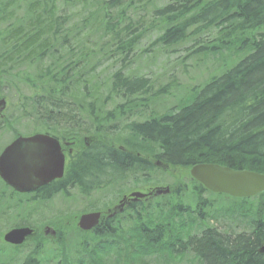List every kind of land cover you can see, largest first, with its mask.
Masks as SVG:
<instances>
[{
    "label": "trees",
    "instance_id": "trees-1",
    "mask_svg": "<svg viewBox=\"0 0 264 264\" xmlns=\"http://www.w3.org/2000/svg\"><path fill=\"white\" fill-rule=\"evenodd\" d=\"M153 32L148 52L171 57L183 49L176 57L181 74L201 68L207 73L202 84L183 87L174 75L161 84L131 71ZM180 89L178 105L151 109L165 107L162 101ZM0 94L14 108L11 117L0 116V128L25 121L19 128L32 129H18L12 138L37 130L75 151L65 176L40 189L49 195H17L0 180V240L14 227L35 229L21 246L1 242L0 264H85L102 248L119 249L121 262L120 250L129 245L141 264L171 242L161 264L187 255L193 264H264V193L212 194L190 176L187 183H169L164 202L80 233L73 249L57 222V246L46 252L51 241L31 217L73 188L89 197L140 178L157 184L156 161L168 177L209 162L264 173V0H0ZM218 213L229 221L213 223Z\"/></svg>",
    "mask_w": 264,
    "mask_h": 264
},
{
    "label": "rangeland",
    "instance_id": "rangeland-1",
    "mask_svg": "<svg viewBox=\"0 0 264 264\" xmlns=\"http://www.w3.org/2000/svg\"><path fill=\"white\" fill-rule=\"evenodd\" d=\"M155 36H157L156 32H153L150 36H148L145 41L142 43V45L139 47V49L136 52L137 57L132 61L131 65V71L137 75L139 72H142L141 74L149 77L151 79H160L161 84H166L169 81V77L174 75L178 77V83L181 86H187L192 87L196 85H200L205 80V75L207 73L203 72V70L197 69V68H189V72L187 75L181 74V69L177 65L176 57L179 55H183L182 52L183 49L178 54L172 55L171 57H167V55H164L163 53H159L157 51L148 52V47L153 42ZM153 49V48H152ZM104 68V65L101 67V70ZM138 72V73H136ZM173 76V77H174ZM183 90L180 89L179 91H174L173 96L165 99V101H162L163 103H166L165 107H162L160 104L156 105L155 107H151V109H154L156 111L164 112L168 108V106H174L175 104L178 105L179 101L182 97ZM7 107L4 113V117L12 115L14 108L13 105H11V101H7ZM5 106H2L4 108ZM3 119V118H2ZM22 126L26 125L25 121H22L20 123ZM20 124L18 125V128L12 129V128H6L4 129L0 128V151L3 149V147L7 146L11 141H13V135L16 134L15 131L19 132L22 131L23 133L26 131L27 133L32 131V129L29 128V126H26V128H19ZM20 131H19V130ZM37 131V130H34ZM31 133H35V132ZM29 133V134H31ZM66 155H68V151H65ZM182 171V172H181ZM178 170L172 177H168L165 173H158L156 171L157 177L160 178L161 181H164V183H159L157 186H165L168 185L173 181V183H179L184 184L187 183V179L189 178L188 173L185 170L181 169ZM187 176L185 177V175ZM161 176V177H160ZM175 178V179H174ZM191 180V179H190ZM180 181V182H179ZM160 182V181H159ZM136 186L135 183L132 181H129L126 184H119L118 187L114 188H107L101 193H94L90 195L89 197L82 196L79 191L76 188H73V190H69V193H72V195H68V198H65L62 195H58L55 198H53L51 201L47 202L46 205H40L38 207V211L34 213L31 217L37 222L38 226L40 227V233L42 237H45L47 240H50L51 242L44 246V248L47 249L46 252H49L51 250L50 246H57L56 241L58 238L57 231L55 230V224H61L62 228L65 231L64 239L65 244L67 247L73 249L75 244L80 238V233H82L79 228L77 227V224L79 222L81 214L86 212H96L92 211L99 210L97 212L104 213L105 216H109L110 212L109 209H112L114 206L118 205L120 202L118 201L122 194L129 193L128 191L134 190L133 188ZM140 189L142 191H147V189L143 188L142 184H139ZM148 187V186H146ZM152 186H149L150 188ZM119 195V196H118ZM207 195V194H206ZM165 198H163L164 202ZM67 215V216H65ZM56 216H60V219H56ZM65 216V217H63ZM218 217L217 225H224L226 222L229 221V219H224V217L228 218L229 215L225 214V216H222L221 214L216 215ZM50 222V223H49ZM72 225H75V227L78 230H75ZM7 230V228H2L3 233ZM2 240H0V243ZM55 242V243H54ZM3 243V242H2ZM31 248L30 245H27L24 247L20 253L28 252ZM10 250V247L9 249ZM123 253V255H122ZM119 257H121V262H117L115 259V255L112 256L111 259L107 260L106 264H126V257L125 252L123 251ZM192 256L187 255L186 258L182 259L181 261L177 262V264H193L192 263ZM153 264H159V261L151 260ZM149 264V262H148Z\"/></svg>",
    "mask_w": 264,
    "mask_h": 264
},
{
    "label": "water",
    "instance_id": "water-1",
    "mask_svg": "<svg viewBox=\"0 0 264 264\" xmlns=\"http://www.w3.org/2000/svg\"><path fill=\"white\" fill-rule=\"evenodd\" d=\"M5 105V99H0V106ZM64 162L62 147L56 138L46 134L19 137L0 155V177L16 191L29 192L61 178ZM190 175L210 192L233 198H250L264 193V173L249 169L198 163L190 168ZM167 192L169 188L157 189L158 194ZM132 195L144 196L138 192ZM99 220V212L87 213L80 217L78 225L82 230H91ZM33 232L30 227L13 228L5 233L3 239L8 244L18 246Z\"/></svg>",
    "mask_w": 264,
    "mask_h": 264
},
{
    "label": "bare ground",
    "instance_id": "bare-ground-1",
    "mask_svg": "<svg viewBox=\"0 0 264 264\" xmlns=\"http://www.w3.org/2000/svg\"><path fill=\"white\" fill-rule=\"evenodd\" d=\"M145 114L148 115V116H150V117L153 115L151 112H145ZM209 163L218 164V163H215V162H209ZM84 195H90V194H84ZM122 195H124V194H122ZM203 215H205V214L203 213ZM194 217H196L197 219H199L198 218L199 217V211L194 213ZM201 224L204 225V226L205 225L212 226L213 223H210L209 220L201 219ZM112 231L115 232V233L121 234L120 231L117 230V229H112ZM199 235H200L199 232L192 233L191 234L192 237H199ZM120 237H123V236L120 235ZM127 238L130 239L129 236H127ZM172 244H173V242H171L167 246V249ZM123 247L125 248L124 244H123ZM167 249L166 248H161L159 250L153 251V255H151V256L150 255L149 256H143V259H140V263L141 264H148V262H149V264H153L152 261H151L152 259L155 260V261H156V259H158L159 264L164 263L166 260H164L165 258H163V257L165 255V253L167 252ZM101 250L103 252V256H102V252H101V255L100 256H96V257H93L91 255L90 256L88 255L89 256V259L85 260L86 261L85 264H98V263L103 262L105 260H109V259L112 258L113 255H116V253L119 251V249H117V248H104V249L102 248ZM120 251L127 252V254L130 255V257H131V263L136 262L137 259L134 256H132V254H131L132 251H136V250L134 248H130V245H129V249L128 250H125L124 249V250H120ZM148 252L149 251L146 252L147 255H148ZM149 253H152V252H149ZM159 257H161V259H159ZM179 257H182V256H179ZM98 258H102V260L101 259H98ZM134 264H137V263H134Z\"/></svg>",
    "mask_w": 264,
    "mask_h": 264
},
{
    "label": "flooded vegetation",
    "instance_id": "flooded-vegetation-1",
    "mask_svg": "<svg viewBox=\"0 0 264 264\" xmlns=\"http://www.w3.org/2000/svg\"><path fill=\"white\" fill-rule=\"evenodd\" d=\"M74 154H75V151L73 150V148H68V158H67L68 164H70V162L72 161ZM145 189H147V188H145ZM144 192H148V190L144 191ZM29 195H49V194L45 193V192H36V193H30ZM124 196H127L128 198H126L125 200L122 201ZM129 197H130V195H122L118 201L119 202L122 201L123 204L121 206L116 205L112 209H109V211H108V212H110L109 216H105V214L103 213V221L110 219V218H113L114 216H120L125 212V210H132L133 208L137 207L138 204L142 203V201H149V199L151 198V196H147L145 198L137 199L136 201H134V200H131Z\"/></svg>",
    "mask_w": 264,
    "mask_h": 264
}]
</instances>
